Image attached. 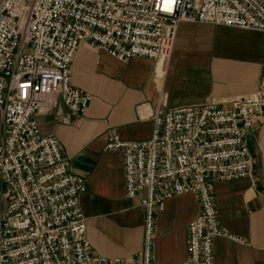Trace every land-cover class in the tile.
<instances>
[{"label": "built area", "instance_id": "1", "mask_svg": "<svg viewBox=\"0 0 264 264\" xmlns=\"http://www.w3.org/2000/svg\"><path fill=\"white\" fill-rule=\"evenodd\" d=\"M211 22L264 31V0H0V264H157V214L169 198L193 193L183 264H214V239H238L220 221L216 180L251 176L264 121V64L250 94L153 113L146 140L109 133L106 149L124 156L126 195L145 208V239L131 256L93 250L80 195L87 177L71 170L59 138L42 134L35 114L60 95L76 113L91 95L76 87L72 64L89 42L121 60L166 62L179 23Z\"/></svg>", "mask_w": 264, "mask_h": 264}, {"label": "crops", "instance_id": "2", "mask_svg": "<svg viewBox=\"0 0 264 264\" xmlns=\"http://www.w3.org/2000/svg\"><path fill=\"white\" fill-rule=\"evenodd\" d=\"M263 64L264 31L195 20L179 23L171 57L164 63L139 55L121 60L89 42L78 46L72 79L91 95L87 108L73 112L59 95L54 106L34 117L42 134L59 138L71 170L87 177L80 206L96 253L127 258L142 249L145 239V208L126 195L123 152L106 149L109 133L124 140L151 138L152 115L163 107V99L164 108H171L250 94L260 85ZM4 134L0 109V140ZM251 148L256 156L251 176L214 182L220 221L238 238L214 239V264H264L258 140L251 138ZM199 209L190 192L167 200L157 214V264H183L188 224Z\"/></svg>", "mask_w": 264, "mask_h": 264}, {"label": "water", "instance_id": "3", "mask_svg": "<svg viewBox=\"0 0 264 264\" xmlns=\"http://www.w3.org/2000/svg\"><path fill=\"white\" fill-rule=\"evenodd\" d=\"M258 147L261 152V160L264 172V122L261 124L258 136Z\"/></svg>", "mask_w": 264, "mask_h": 264}]
</instances>
